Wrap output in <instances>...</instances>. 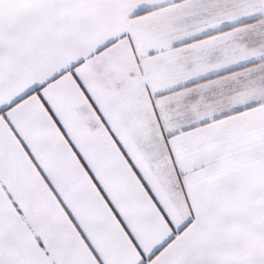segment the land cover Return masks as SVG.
Wrapping results in <instances>:
<instances>
[{
	"label": "snow or ice",
	"instance_id": "snow-or-ice-1",
	"mask_svg": "<svg viewBox=\"0 0 264 264\" xmlns=\"http://www.w3.org/2000/svg\"><path fill=\"white\" fill-rule=\"evenodd\" d=\"M0 264H264V0H0Z\"/></svg>",
	"mask_w": 264,
	"mask_h": 264
}]
</instances>
